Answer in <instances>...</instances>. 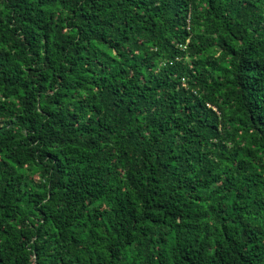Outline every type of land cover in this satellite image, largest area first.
<instances>
[{
    "label": "trees",
    "instance_id": "1",
    "mask_svg": "<svg viewBox=\"0 0 264 264\" xmlns=\"http://www.w3.org/2000/svg\"><path fill=\"white\" fill-rule=\"evenodd\" d=\"M0 264H264V0H0Z\"/></svg>",
    "mask_w": 264,
    "mask_h": 264
}]
</instances>
